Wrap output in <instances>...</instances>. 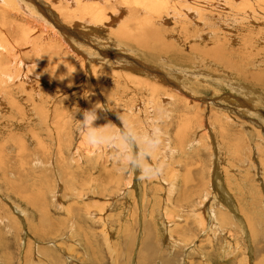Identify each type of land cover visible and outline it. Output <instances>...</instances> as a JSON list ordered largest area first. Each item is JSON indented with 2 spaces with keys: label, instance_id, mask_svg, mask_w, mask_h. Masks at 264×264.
I'll use <instances>...</instances> for the list:
<instances>
[{
  "label": "rangeland",
  "instance_id": "rangeland-1",
  "mask_svg": "<svg viewBox=\"0 0 264 264\" xmlns=\"http://www.w3.org/2000/svg\"><path fill=\"white\" fill-rule=\"evenodd\" d=\"M209 1L215 4L210 10L217 25L192 23L183 15L187 21L179 16L185 25L177 27V19L168 15L158 23L165 16L162 6L156 15L145 0H124L137 12L134 30L143 24L141 17L154 22L160 37L177 39L174 45L189 56L184 63L169 57V51L152 50L148 34V53L147 46L131 39H137L135 31L128 40L107 38L110 29L116 32L133 16L123 9L110 17L114 23L122 13L114 29L70 23L83 19V13L58 9L68 38L52 23H46L50 35L33 31L39 39L27 40H40L69 59H48L44 75L28 79L22 90L12 84L19 112L6 96L0 106V264H264V64L257 61L264 59V17L254 11L264 0H237L234 11L232 0L229 5ZM250 11L254 18L246 14ZM80 27L85 33L92 29L87 36L97 35V41L72 36L81 34ZM202 30L205 36L192 40ZM191 43L205 54L190 52ZM215 49L223 58L214 57ZM30 50L21 54L23 60L35 55ZM116 55H121L118 63ZM39 60L47 63L45 56ZM121 60L131 64L124 67ZM245 68L250 74L262 68L261 82L243 77L238 70ZM192 70L199 71L197 77H186ZM145 81L158 86L156 91ZM37 91L43 101L29 100L28 94L31 98ZM32 103L44 106L46 124ZM95 104L102 108V125L109 122L105 127L130 121L158 137L160 150L151 161L159 168L151 178L139 179L108 147L85 143L76 120L81 115L75 119L74 114L76 107Z\"/></svg>",
  "mask_w": 264,
  "mask_h": 264
},
{
  "label": "bare ground",
  "instance_id": "bare-ground-1",
  "mask_svg": "<svg viewBox=\"0 0 264 264\" xmlns=\"http://www.w3.org/2000/svg\"><path fill=\"white\" fill-rule=\"evenodd\" d=\"M118 0H0V106H5L6 103L5 101L7 100L8 104L11 105V108L14 107L17 109L16 112H19V108L21 106H19V103L15 100V91L13 92V88L12 87V84H18V90H22L24 89L26 86L24 85V83L28 82V79H31L32 80H37V77H40L44 75V71H43V67H46L47 64H49V61L48 59H54L55 61H61V62H64L66 59H69L68 57H65V56H68L66 54H62L60 53V51L58 50L57 53L53 52L51 49L52 48H55V47H48V46H45L40 40H37L35 43V41L33 42V40H27V39H31L32 37H35V40L36 39H39L37 37H40L38 36L35 32L33 31H38L40 32V35L44 32V31H47V35L49 34H52L51 31L47 30L46 28V23H52L54 25V27L62 34L65 36V38H68L67 37V33H66V30H65V26L63 25V21L59 20V18L57 17L58 13L59 15L60 12H58V9L59 10H63V11H68L70 12L71 14H75V13H79L80 11L83 13V19H79V18H74L73 20H71L70 23H73V24H80L82 23V25L84 24V26L86 27V25H93L94 28H99L100 30H103L102 28H112L113 25H119V20L122 18L121 15L122 13H120V17L119 16H113V19L115 17H119L118 20L115 21L114 19V23H110L112 21V19L110 20V17H112V15H116L118 14L121 9L124 10V13L127 12V13H130V12H133L131 13L133 16L130 17V19L125 22L124 24L121 25V27L118 28V30L116 32H112V30L110 29V32H108V37L109 39H111L112 36L115 35V37H117L118 41L119 40H122L124 41V38L126 40H128V38H131L132 35H133V32L132 31H135L134 30V27L136 25V18H135V14L137 13L135 10H132L130 11L124 3V0L121 1V3H116ZM120 1V0H119ZM170 0H145V2H149L148 4H146L145 6H148V8H151L153 10V12L158 15L159 14V11H161V6L164 8L165 10V16L160 18L158 23H164L165 20H168L167 19V15L169 17H172V19H177V22H175V25L177 27L179 26H182V25H185L183 23H181L179 21V16L182 17V20L181 21H187L185 18H183V15H186L190 22L192 23H196V21H203V23H206V25H215L216 23L213 21L212 18H214V15H213V11L211 12L210 8L212 6H214V2L212 1H209V0H200L199 3L197 5H200L201 6H198L196 7L194 4H193V1L194 0H182L183 4L184 5H176L174 6L175 2L171 1L169 2ZM215 1V0H214ZM221 1H224V3L227 5L228 2H230V0H218V2H221ZM258 2V0H255ZM255 1L252 2V4H250V6L253 4H255ZM261 1V0H260ZM259 1V2H260ZM234 2H237V0H232L231 2V5H230V9L234 11V6L236 4H234L233 6V3ZM258 2V4H259ZM262 2V1H261ZM143 4V3H142ZM223 4V5H225ZM257 4V6H259ZM263 4V3H262ZM261 4V5H262ZM120 5H125L126 8L128 9V11H125V7L124 6H120ZM207 6V9L204 8V6ZM219 5V4H218ZM225 5V6H226ZM229 5V4H228ZM239 5H240V1H239ZM249 5V4H248ZM247 6V5H245ZM245 9H247V7H245ZM175 7V8H174ZM220 7V6H219ZM227 7V6H226ZM226 7H223V8H226ZM237 7V6H236ZM240 7V6H239ZM249 7V6H248ZM255 7V6H253ZM143 8V7H141ZM171 8H174V9H171ZM222 8V9H223ZM228 8V10H229ZM55 9V10H54ZM221 9V8H219ZM227 9V8H226ZM244 9V10H245ZM254 9V8H253ZM252 9V10H253ZM146 10V9H144ZM224 10V9H223ZM139 11V10H138ZM148 11V9H147ZM146 11V13H147ZM172 11H175V16L173 17L171 14L173 13ZM256 12H260V14H262V16L264 17V5L263 7L260 6V9H257L254 10ZM247 12L246 14L249 15L250 14V17L251 18H254V13L255 12ZM55 12H57L55 14ZM141 12V11H140ZM217 12V11H216ZM227 12V11H226ZM62 13V12H61ZM81 13V14H82ZM219 13V12H218ZM225 13V12H224ZM221 14V13H220ZM227 14V13H226ZM259 14V15H260ZM141 15V14H140ZM217 17H219L218 14H216ZM223 15V14H222ZM137 16V15H136ZM155 16V15H154ZM244 16V15H243ZM168 17V18H169ZM29 18H32L33 20H29ZM124 18V17H123ZM195 18H197L198 20H196ZM245 18V17H243ZM248 18V17H247ZM27 19V21L25 20ZM142 25L136 29L135 33H136V38H131V39H135L137 40L138 42H141L143 45L141 47H146L147 46V51L146 53H148V49L150 46H148L146 43V45L144 46V42L145 40L147 39V34L149 35L148 39H152L150 40V42H152V45H153V48L152 50L155 51V49L157 50V53H164V52H168L169 51V57H172L173 60H176V61H183V63L185 61H189V56H186L184 55L185 53H183L181 50H179V48H177L176 45H174V43L176 42L175 38L173 39H167V38H163V37H160L159 33L157 30H159V27L157 28L156 25H154V22L151 23L150 20H147V18H142ZM140 19V21H141ZM220 18H216L215 17V20H219ZM249 19V18H248ZM257 19V18H256ZM17 20H20L22 21L21 22H18ZM65 20V19H64ZM153 20V19H151ZM68 21V20H67ZM139 21V20H138ZM249 21V20H248ZM255 22L254 19H252V22ZM264 21V20H263ZM219 22V21H218ZM261 22V21H260ZM108 23H110V25H107ZM123 23V22H122ZM199 23V22H198ZM220 23V22H219ZM37 24V27L35 25ZM254 24V23H253ZM66 25V24H65ZM81 25V26H82ZM217 25V24H216ZM220 25H222V23H220ZM67 26V25H66ZM83 26V27H84ZM137 26V25H136ZM13 27H16L19 29L20 32L18 31H15V28ZM65 27V28H64ZM77 27V26H76ZM89 27V26H87ZM115 27V28H116ZM162 27V26H161ZM68 28V27H67ZM74 28V27H73ZM93 28V29H94ZM49 29V28H48ZM53 29V28H52ZM71 29V28H70ZM69 29V30H70ZM77 29H81L80 28H77ZM86 29V28H85ZM83 29V31L85 30ZM88 29L87 28V32H88ZM99 29L97 31H99ZM114 29V27H113ZM171 30H173L172 28H170ZM198 29V28H197ZM51 30V29H50ZM92 31V29H89ZM132 30V31H131ZM215 30V29H214ZM76 31V30H75ZM75 31H72V32H75ZM90 31V32H91ZM114 31V30H113ZM130 31V32H129ZM204 30H202V32H200L199 34H194L192 36V40H196L198 38H201L203 36H205V34L207 32H203ZM210 31V30H208ZM230 31V30H229ZM232 31V30H231ZM79 31H77L78 33ZM85 33V32H82L80 30V33L81 34H77L76 32L73 33L72 36H76V37H82V38H85L87 41H90V40H96V36L93 34L91 35L90 37L87 36L88 33ZM93 32V31H92ZM106 32V30H105ZM172 32V31H171ZM55 33V32H54ZM94 33V32H93ZM102 33V32H101ZM107 33V32H106ZM14 35V37H16L17 39H11L10 36ZM35 35V36H34ZM70 35V36H71ZM80 35V36H78ZM101 35V34H100ZM217 35V34H216ZM53 36V35H52ZM58 36V35H57ZM172 34H170V36H168V38H172ZM59 37V36H58ZM102 37V36H101ZM233 37V36H232ZM13 38V37H12ZM71 38V37H70ZM44 39V38H43ZM53 39V38H52ZM100 39V38H99ZM106 39V37H105ZM186 39H187V36H186ZM260 39H264L263 36H260ZM55 40V39H54ZM60 40V39H59ZM68 40V39H66ZM70 40V39H69ZM175 42H173V41ZM189 40V39H188ZM53 41V40H52ZM57 41V40H56ZM103 41V40H102ZM220 41V40H219ZM225 41V40H224ZM95 42V41H94ZM93 42V43H94ZM108 42V41H107ZM126 42V41H125ZM148 42V41H146ZM216 42V41H215ZM106 43V41H105ZM104 43V44H105ZM111 43H114V42H111ZM123 43V42H122ZM195 43V42H194ZM194 43H191L188 45V48H189V51L190 52H194L196 54H201V52L203 53V51H201L199 48H197L195 46ZM47 44V43H46ZM98 44V43H97ZM107 44V43H106ZM109 44V43H108ZM206 44V43H205ZM78 45V44H77ZM95 45V44H94ZM101 45L102 42H101ZM109 45H112V44H109ZM117 45V44H116ZM114 45V46H116ZM119 45V44H118ZM117 45V46H118ZM141 45V44H140ZM168 45H170V49L168 47ZM219 45H222L221 43ZM104 46V45H103ZM101 46V47H103ZM116 46V47H117ZM29 47H31V53L32 51H35V55L32 56V58H29L28 61H25L23 60V58L21 57V54H24L23 53L26 49H28ZM63 47V46H62ZM122 47V45H121ZM211 47V46H210ZM209 47V50L213 49L214 47H216V45L214 44V47L213 48H210ZM218 47V46H217ZM221 47V46H220ZM105 48V47H104ZM124 48V47H123ZM122 48V49H123ZM126 48V47H125ZM58 49V47H57ZM94 49V48H93ZM151 49V48H150ZM220 49V48H218ZM221 49H223V46L221 47ZM260 49V48H259ZM70 50V49H69ZM73 50V48H72ZM71 50V51H72ZM96 50V49H95ZM113 50V49H112ZM203 50V48H202ZM206 50V48L204 49ZM239 50V49H238ZM12 51V53H11ZM188 51V52H189ZM215 51H217V49H215ZM214 51V52H215ZM209 52V51H207ZM212 52V51H211ZM219 51L215 52V56L214 57H218L220 56V53L218 54ZM222 52V51H221ZM100 53V52H99ZM107 54V53H106ZM194 56V58H198L197 56ZM205 54V53H203ZM202 54V55H203ZM218 54V56H217ZM222 54H225V53H221V56ZM243 54V53H242ZM109 55V54H108ZM118 55V54H117ZM116 55V63L119 62V58L121 55H119L117 57ZM208 55V54H207ZM213 55V54H212ZM226 55V54H225ZM41 56H45L46 59H47V63L44 65L42 63H40V60L39 58ZM201 56V55H200ZM206 56V55H205ZM111 57V56H110ZM133 57V56H131ZM131 57H129V60L131 63H134L135 65H142V63H138V61H134L135 59H132ZM126 58V57H125ZM193 58V59H194ZM215 58V59H216ZM218 58H223V57H218ZM246 58V57H245ZM108 59H109V56H108ZM128 59V58H126ZM188 59V60H187ZM27 60V59H26ZM110 60H114V59H111ZM137 60V59H136ZM220 60V59H219ZM225 60V59H223ZM245 60V59H244ZM113 61V62H115ZM127 60H121L120 64H122V66H124L125 64L123 63H126L128 62ZM247 61V60H246ZM257 61L261 64H264V59H257ZM256 61V62H257ZM128 62V63H130ZM218 62V61H217ZM130 63V64H131ZM245 63V62H244ZM254 63V62H253ZM239 63H237L236 65H238ZM52 65V64H51ZM78 66V65H77ZM216 66V65H214ZM124 67H129L128 66H124ZM139 67V66H137ZM20 68L21 71H14L16 69ZM143 68V67H142ZM144 69V68H143ZM39 70L41 71L42 75L39 74ZM145 70V69H144ZM246 70V68H245ZM249 70V69H248ZM246 70L245 72L242 71V69H239L238 71L242 72L243 73V77L246 76V78H251L254 79L255 81L257 82H261V76H260V71L262 70L261 69H258L257 71H253V73L250 74V72ZM23 71V74L20 73ZM43 71V72H42ZM185 71V70H184ZM209 71V70H208ZM252 71V70H251ZM16 72V73H15ZM264 72V71H263ZM149 73V72H148ZM163 73V72H162ZM186 73V72H185ZM184 73V74H185ZM199 71L198 70H192V71H187L186 73V77H189L191 74L194 76L198 75ZM205 74V73H204ZM47 75V74H46ZM49 75V74H48ZM58 75V74H57ZM191 75V76H192ZM60 76V75H58ZM62 76V75H61ZM157 77V76H155ZM197 77V76H196ZM195 77V78H196ZM216 77V76H215ZM50 78V77H49ZM53 78V77H52ZM59 78V77H57ZM101 78H98L97 77V81L100 80ZM57 80V79H56ZM45 81V80H44ZM34 82V81H33ZM36 82V81H35ZM139 82V81H138ZM223 82V81H222ZM39 83L42 84V81L40 80ZM99 83V82H98ZM235 83V82H234ZM28 84V83H27ZM46 84V83H45ZM100 84H101V80H100ZM145 84L147 85V87L150 89L152 88L154 91H156L157 87L156 85L152 84V83H146L145 81ZM172 84V83H171ZM175 84V83H173ZM172 84V85H173ZM232 84V83H231ZM100 86V85H99ZM169 87L171 85H168ZM241 86V85H240ZM243 86V85H242ZM102 88H105V86H101ZM230 87V86H228ZM233 87V85H232ZM244 87V86H243ZM150 89V90H152ZM244 89V88H243ZM249 89V88H248ZM102 90H105V89H102ZM250 91V89L248 90ZM188 92V91H187ZM247 93V92H246ZM5 94V95H3ZM31 94V93H30ZM30 94H28V99L29 100H33V102L35 100H37L38 98L41 99L43 101V95L41 92H35V94H33V96L30 98ZM101 94V93H100ZM4 96L7 97V99L4 101ZM249 96V95H248ZM264 97V96H263ZM93 98H96V96ZM102 98V97H101ZM104 98V97H103ZM166 99V96L164 97ZM182 98V97H181ZM35 99V100H34ZM18 100V99H17ZM16 101V102H14ZM40 101V100H39ZM162 101V100H161ZM104 102V101H103ZM143 102V101H142ZM163 102V101H162ZM17 104V105H16ZM44 104V103H43ZM9 105V107H10ZM34 105L33 107H37L38 109V112L41 117H42V122L43 124H46V120H44V118L46 117L45 116V113L46 111L45 110H42L43 107L41 105H36V104H33ZM136 105V104H135ZM139 105V104H138ZM1 107V108H2ZM134 107V106H133ZM231 107V106H230ZM8 108V106H7ZM196 108V107H195ZM131 109V108H130ZM197 109V108H196ZM247 112V111H246ZM6 114V113H5ZM47 114V113H46ZM62 114V113H61ZM60 115V114H59ZM2 116V114H1ZM261 116V115H260ZM4 118H7V117H4ZM56 118V117H55ZM3 119V118H1ZM28 119V118H27ZM114 120V119H113ZM117 119H115L114 121H116ZM68 121V120H67ZM100 123H98L99 125H102V121L99 119ZM69 122V121H68ZM1 124V123H0ZM27 124V123H26ZM25 124V125H26ZM1 126V125H0ZM4 127V126H3ZM2 127V128H3ZM1 128V127H0ZM34 128V127H33ZM5 130V128H4ZM34 130V129H33ZM1 131V130H0ZM8 131V128L5 130V132L3 133H6ZM12 131V130H11ZM1 133V132H0ZM8 133V132H7ZM32 134V133H31ZM1 137V136H0ZM11 138H15L16 137V133L15 131L12 132V135L10 136ZM17 139V138H16ZM76 147V146H75ZM87 147V146H86ZM77 150V149H76ZM60 156V155H59ZM40 164V163H39ZM101 170V169H100ZM220 177V176H219ZM174 187V185H173ZM3 222V221H2ZM212 224V223H211ZM165 234V233H164Z\"/></svg>",
  "mask_w": 264,
  "mask_h": 264
},
{
  "label": "clouds",
  "instance_id": "clouds-1",
  "mask_svg": "<svg viewBox=\"0 0 264 264\" xmlns=\"http://www.w3.org/2000/svg\"><path fill=\"white\" fill-rule=\"evenodd\" d=\"M87 93L83 94L85 98L90 95ZM76 109L74 118L80 113L81 118L75 119L78 121V131L87 145L108 147L127 170L138 173L139 179H149L157 172L159 162L153 163L151 155L159 152L160 144L152 130L149 129L145 134L143 130L137 129L134 123L123 120L116 128L105 127L109 122L97 125L96 121L100 118L98 109H102L97 107V104L84 110L78 107Z\"/></svg>",
  "mask_w": 264,
  "mask_h": 264
}]
</instances>
